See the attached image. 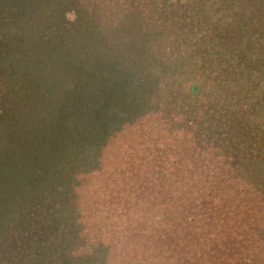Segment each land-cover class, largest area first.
<instances>
[{
	"label": "trees",
	"instance_id": "obj_1",
	"mask_svg": "<svg viewBox=\"0 0 264 264\" xmlns=\"http://www.w3.org/2000/svg\"><path fill=\"white\" fill-rule=\"evenodd\" d=\"M127 4L163 70L133 111L75 101L66 131L32 141L42 172L0 199V264H264V0ZM84 7L73 29L114 60ZM125 124L137 140L111 146Z\"/></svg>",
	"mask_w": 264,
	"mask_h": 264
},
{
	"label": "rangeland",
	"instance_id": "obj_2",
	"mask_svg": "<svg viewBox=\"0 0 264 264\" xmlns=\"http://www.w3.org/2000/svg\"><path fill=\"white\" fill-rule=\"evenodd\" d=\"M77 2L79 5L74 0H0V199L17 190H31V174L41 173L44 163L35 159L38 152L28 157L24 153L35 139L46 148L53 134L66 131L61 128L79 117L75 101H90L93 111L104 108L109 116L120 110V114L133 111L132 101L144 96V77L163 70L146 50L140 57L143 52L135 33L143 20L127 0ZM71 3L90 10L114 46L116 59L111 52L110 60L101 49L93 52L89 37L84 44L80 31L73 29ZM85 55L88 62L82 63ZM129 71L139 75L132 76ZM130 78L135 79L133 90L124 83ZM123 127L110 140L111 146L116 147L118 139L127 144L137 140L139 128L131 124ZM171 144L160 142L158 147L165 150L172 148Z\"/></svg>",
	"mask_w": 264,
	"mask_h": 264
}]
</instances>
